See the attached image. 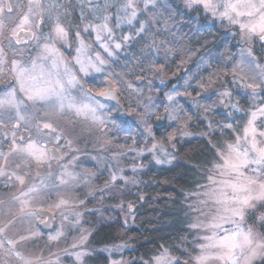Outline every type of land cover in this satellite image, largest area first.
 Returning a JSON list of instances; mask_svg holds the SVG:
<instances>
[{"label":"rangeland","instance_id":"1","mask_svg":"<svg viewBox=\"0 0 264 264\" xmlns=\"http://www.w3.org/2000/svg\"><path fill=\"white\" fill-rule=\"evenodd\" d=\"M225 2L236 3L237 0H214L217 5H223ZM27 6L33 7L26 14L29 23L25 28H30L40 6L36 3L31 5L28 3ZM196 7L200 8L201 24L208 25L209 28L212 25L219 29L221 35L228 38L232 50H235L229 60V62L233 60L232 64H235L231 76L224 78L221 88L214 91L219 98L215 108L221 116L218 117L219 126L216 128L203 114L198 119H204L205 126L196 134L190 126L191 122L197 123L195 120L187 123L181 120L182 115L188 114V102L191 108H199L197 99H187L186 91L191 90L190 88L195 91V86L191 84L195 77L211 72V63L215 54L205 52L200 58L194 59L191 52L190 64L183 66L181 71L183 77L188 74L185 79L186 84L172 85L162 97H151L148 87L144 85L128 82L123 86L117 83L114 85L110 78L111 65L117 64L118 57L125 55L132 43L144 33L137 34L141 22L135 19H132L131 23L127 22L131 14L120 13L112 21V28L109 17L107 20L101 16L98 21H82L74 37L76 48H67L68 50L65 51L55 50V47L47 41L48 38L44 39L34 27L36 40L32 44H40L42 47L20 49L12 64H16L19 68L28 64L26 76L33 78L32 82L37 86L46 83L54 85L57 80L64 81L65 86L59 95L50 96L45 101L34 102L27 100L17 82L19 92L15 94L17 100L21 101L19 116L24 119L18 120L17 110L10 109L13 119L7 124H0V230H2L0 231V264H86L85 258L91 254L87 246L91 231L85 225L84 212L94 211L96 208H87L85 202L90 199L96 202L98 198L99 202L103 199L108 202L107 192L111 189L126 190L128 186L135 188L137 183L132 176L143 170L142 160L146 156L156 165L168 166L173 163L175 157L166 147L170 146L177 137L182 140L218 134L221 139V147L215 148L217 160L206 172L204 183L187 192L185 197L189 229L197 240L194 246L196 251L185 262L164 249L146 264H223L216 259L199 260L202 255L212 256L216 252L215 249L202 250L201 245L208 243L204 237L214 234L217 238L223 237L226 232L234 231L237 227L243 228L245 232L252 229L254 235L264 239V221L259 219L264 216V203L254 202V209L246 211L244 220L237 219V223L233 224L220 219V217H230L231 213L225 211L224 205L215 203L216 197L207 195L213 190L218 194L224 188L221 182L232 179L231 176L222 175L223 169H217L215 166L224 163L220 154L226 157L228 146L235 145L237 138H240L242 147L246 146L245 129L248 127V121L252 119L253 112H256L257 130L264 131V115L257 111L260 107H264V88L257 89V94L253 95L252 89L247 87L251 83V77H256L257 81H260L261 73H264V42H261L259 37L249 39L247 33L241 30L240 23H249V17L241 16L238 18L239 23L233 24L220 16L224 11L222 6L215 15L212 12H205L201 5ZM133 8L138 14L137 4H133ZM233 18L237 19L234 14ZM20 22L18 21V25ZM149 22L154 24V21ZM104 24L107 25V30L101 27ZM88 32L92 33L95 44L93 46L87 45V40H84V33ZM125 37L129 39L126 41ZM169 38L174 37L169 36ZM67 39L58 38L61 41ZM254 43L256 46H253ZM116 44L120 45L119 49L115 47ZM260 44L263 47L259 46ZM164 49L170 54L178 50L165 47ZM190 50H192L191 45ZM4 55L6 54H1ZM4 63L0 64V70L9 66ZM82 65L87 74L81 71ZM237 65H241L243 71ZM96 68L100 71H96ZM158 70L159 74L162 73V69ZM73 77L76 82L74 86L67 83ZM96 79L99 84H92L96 87L86 85L87 80L96 81ZM1 80H6L3 72L0 73ZM105 80L112 82L116 94L122 104L124 103L123 110L110 101L100 99L99 94L107 91ZM158 82L161 89H164L168 83L163 81L161 75L158 77ZM13 91L12 89L9 92ZM123 96L129 101L125 102ZM128 104L132 107L135 105L136 108H128ZM226 104L227 108L224 110ZM61 105H63L62 109ZM77 109L81 110L79 114ZM138 109L141 110L142 119L136 121L133 114L138 115ZM164 112L166 114L164 126L155 128L153 125L155 119ZM119 116L129 124L132 122L138 124L139 120L145 124L139 148L132 145L125 148L124 144L115 142L114 151H110L112 140L117 141L116 138L120 137V127L114 124ZM44 123L51 124L55 131L44 129ZM192 127L195 128L194 125ZM158 130L161 133L156 135L154 131ZM57 137L60 139L57 140ZM223 137L227 138L225 142ZM29 144L47 153L42 163L24 151ZM51 148L59 152V160L50 157ZM244 171L246 175H255L247 169ZM17 177L22 178L24 183L21 184ZM102 177L105 181L98 187L99 185L95 183ZM209 177L212 179L210 180ZM259 179L264 181V175ZM224 190L231 195L230 190L226 188ZM122 206L120 203L113 209L124 212ZM96 207L102 209L103 206L96 204ZM33 209L48 210L54 215L52 230L48 233L42 231L37 224ZM193 224H198L200 227L193 228L191 227ZM213 224H219L220 227H210ZM81 237L86 239L82 240ZM105 250L108 257L106 264H129V261L121 258V247L112 246ZM247 254V249L243 252L237 250V255L240 257L238 264H244V257ZM262 262L264 256L257 255L250 264Z\"/></svg>","mask_w":264,"mask_h":264},{"label":"trees","instance_id":"2","mask_svg":"<svg viewBox=\"0 0 264 264\" xmlns=\"http://www.w3.org/2000/svg\"><path fill=\"white\" fill-rule=\"evenodd\" d=\"M198 28L195 24L193 36L178 37L176 40L146 32L132 43L125 55L118 57L117 64L111 65L110 72L114 85L117 83L123 86L126 82L144 85L149 89V96L162 97L164 92L170 90V86L186 84L188 74L183 77L181 71L183 66L190 64L191 52L194 59L200 58L205 52L215 54L211 72L195 77L191 83L195 86V91L193 88L186 91L187 99H197L199 108L192 107L195 110L193 112L188 102V114L182 115L181 120L183 123L194 120L197 122L190 123L194 134L199 133L205 126L204 119H198L203 114L218 128V117L221 116L215 110L219 98L214 91L221 88L224 78L231 76L235 67L233 60L229 62L235 50H232L228 38H224L222 32L212 25L208 33L202 29L198 31ZM180 40H183L182 43ZM164 47L178 50L170 54ZM158 69H162V73L159 74ZM159 75L163 81L168 82L164 89L158 86ZM97 80H87L86 85L96 87L92 84L98 85ZM123 98L125 102L129 101L126 96ZM128 108L136 106L128 104ZM138 110V115L133 114L136 121L142 119L141 110ZM114 124L120 127V137L116 138L117 141L112 140L110 151H114L115 142L124 144L125 148L129 145L138 148L141 146V133L145 130V124L141 120L138 124H129L119 116ZM154 133L158 135L161 132L158 130ZM222 139L225 142L227 138ZM220 141L218 134L182 140L177 137L166 147L175 157L173 163L168 166L156 165L146 156L142 160L143 170L131 175L137 183L135 188L128 186L123 190L113 187L114 189L107 192L108 202L105 199L99 202V198L96 202L91 199L86 201L87 208L96 209L84 212L85 225L91 231L87 241L91 254L85 258V263L106 264L108 257L105 249L112 246L121 247V258L129 261V264H146L164 249L180 258V261H188L196 251L194 246L197 240L188 225L186 193L204 183L206 172L217 160L215 148L221 147ZM104 181L105 178H98L95 184L100 187ZM120 203L124 212L113 209ZM96 204L103 206L102 209L96 207Z\"/></svg>","mask_w":264,"mask_h":264},{"label":"snow or ice","instance_id":"3","mask_svg":"<svg viewBox=\"0 0 264 264\" xmlns=\"http://www.w3.org/2000/svg\"><path fill=\"white\" fill-rule=\"evenodd\" d=\"M148 2L149 0H146V6ZM31 3L32 0H29L30 5ZM185 3L186 7L190 9L196 5H201L205 12H212L213 15H215L218 8L222 6L224 11L220 13V16L228 19L233 24L239 23V17L247 16L250 18V22L247 24L240 23L241 30L247 33L249 39L259 37V40L264 42V0H237L236 3L225 2L223 5H217L214 3V0H185ZM37 6H39L38 0ZM4 7H7L9 13L13 10L11 6L3 5L0 6V13L4 11ZM125 7L133 8L131 0H129ZM241 9H243V11H241ZM29 11H31V7ZM233 14L237 19L233 18ZM135 17L136 11L133 9L127 22L131 23L132 19H135ZM105 20H107V17H105ZM28 23L29 18L27 15H24L20 24L13 30L11 37L5 36L4 38L9 39L10 42L12 39H15L16 43H20L18 32L24 31ZM5 27L6 25L4 22L0 20V36H3V29ZM101 27L107 30L106 24ZM144 31L145 24H141L137 34ZM55 33L58 38H63L67 35L64 28L59 24L56 26ZM97 38L99 39V37ZM124 39L127 41L129 37H125ZM115 47L119 49L120 45L116 44ZM105 50L107 51V49ZM2 52L3 50L0 49V53ZM109 55H111L110 52ZM249 55H251V53H249ZM101 63H103V61H101ZM249 64H251V61H249ZM237 67L243 71L241 65H237ZM13 70L15 71V68ZM95 70L100 71L99 68ZM81 71H85V74H87L83 65L81 66ZM250 79L251 83H249L247 87L252 89L253 95H256L257 89L264 88V73H261L260 81H257L256 77H251ZM17 80L20 84V90L25 94L27 100L34 102L45 101L50 96L59 95V93L64 90L65 86V82L61 80H57L54 85L46 83L43 86H37L32 82L33 78L25 75V70L23 69L18 73ZM67 83L74 86L76 83L75 78H71ZM171 98L172 97H169V99ZM20 103L21 101L17 100L14 91L8 92L3 97H0V123L7 124L13 119L9 111L10 109H16L17 119L23 120L24 117L19 116ZM62 108L63 105H61V109ZM76 111L77 114H79L81 110L77 109ZM257 111L261 115H264V107H260ZM255 119L256 112H253L252 119L248 121V127L245 129L244 141L246 146L242 147L240 138H237V143L235 145L228 146L229 151L226 157L224 154H220L224 163L215 166L217 169H223L221 172L222 175L231 176L232 179L221 182L224 188H222L218 194L215 190L207 193L210 197H216L215 203L224 205L225 211L231 213L230 217H220V219H224L233 224L237 223V219L239 221L244 220L246 211L254 209V202L264 203V181L259 179L260 176L264 175V139H260L264 138V131L257 130ZM43 128L52 132L55 131L49 123H44ZM56 139L59 140L60 137ZM24 151H26L28 155L34 156L37 161L41 163L47 155L46 152L35 149L32 144H29ZM245 169L251 173H255V175H246ZM17 179L21 184L24 183L22 178L17 177ZM209 179L211 180L212 178L209 177ZM213 182L215 183V181ZM225 188L230 190L231 195H229L228 191L224 190ZM58 206L59 205H57V207ZM29 215H31V213H29ZM259 219L264 221V216L259 217ZM191 227L196 228L200 227V225L193 224ZM210 227L218 228L220 225L213 224L210 225ZM50 239H54V237H50ZM81 239L84 240L86 237H81ZM204 239L207 240L208 243L201 245L202 250L215 249L216 252L212 256L202 255L199 257L200 261L216 259L222 261L223 264H238L240 257L237 255V250L243 252L245 249H247L248 254L244 257V264H250V261L257 255L264 256V239H259L254 235L252 229L245 232L243 228L237 227L234 231L226 232L223 237L217 238L214 234L213 236L204 237Z\"/></svg>","mask_w":264,"mask_h":264},{"label":"flooded vegetation","instance_id":"4","mask_svg":"<svg viewBox=\"0 0 264 264\" xmlns=\"http://www.w3.org/2000/svg\"><path fill=\"white\" fill-rule=\"evenodd\" d=\"M128 2L129 0H38L40 9L36 12V17L31 22L32 26L18 32L21 42L16 43L15 39H12L10 42L9 39H5L4 37H11L13 30L18 25V21H21L23 16L29 13L27 6L29 0H0V6L8 5L13 9L9 13L7 7H4V11L0 13V20L6 25L3 29V36H0V49L6 55H4L5 57L1 56L2 53H0V61H2L0 64H3V62H5L4 64H9V66L4 67V70H0V73L3 72L6 76V80L0 81V97H3V95L12 89L15 93H18L17 82L19 81L17 80V75L21 69L25 70V75L27 73L26 67L28 64L22 68L17 67L16 64H12L18 56L19 50H29L33 46L42 47L40 44H32L36 40V30L34 27L44 36V39L48 38L47 41L55 47V50L65 51L67 48H76L74 37L82 21H98L101 16L109 17L111 20L110 27L112 28V21L120 13L123 15L132 13L134 8L125 7ZM131 2L132 4H137L136 9L139 11L136 14L135 20L141 22V24H145L143 34L149 32L161 38L171 36L174 37L172 40H176L178 37L193 36L196 22H198V31L202 29L203 32L208 33L210 30L208 25L201 24L200 8L196 6L191 9L186 7L185 0H149L147 6L146 0H131ZM33 3L37 4V0H32L31 4ZM32 9L33 7H31ZM150 20L154 21V24L148 23ZM58 24L67 33L65 36L68 38L67 40H58L55 33ZM88 33H84V40H87V45L93 46L95 44L92 39V33ZM182 41L180 40L181 43ZM253 46H256L255 43ZM259 46L263 47L262 44ZM14 68L15 71L13 70ZM33 211L38 220V210L33 209ZM46 220V217L42 219V221ZM49 231L43 232L48 233Z\"/></svg>","mask_w":264,"mask_h":264},{"label":"water","instance_id":"5","mask_svg":"<svg viewBox=\"0 0 264 264\" xmlns=\"http://www.w3.org/2000/svg\"><path fill=\"white\" fill-rule=\"evenodd\" d=\"M104 84L107 88V91L103 94H100L99 97L100 99H103L105 101H110L116 106H118L121 110H123L124 106L122 104V101L118 97V95L115 92V89L113 87L112 82L109 80H105ZM227 108V104L224 106V110ZM124 116V113L122 114ZM165 112L162 113L157 119H155L153 125L155 128H162L164 126V119H165ZM50 157L54 160H59L60 159V154L55 148L50 149ZM38 215V225L39 227L44 231H49L52 229L53 221H54V215L48 211V210H38L37 211ZM47 218L46 221H42L43 218Z\"/></svg>","mask_w":264,"mask_h":264}]
</instances>
